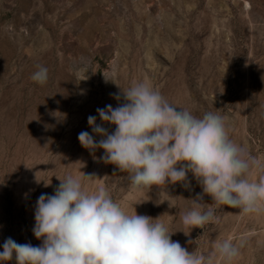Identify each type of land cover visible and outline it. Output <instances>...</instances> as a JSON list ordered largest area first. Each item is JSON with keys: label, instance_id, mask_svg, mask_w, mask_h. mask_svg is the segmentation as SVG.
Here are the masks:
<instances>
[{"label": "rangeland", "instance_id": "374dc122", "mask_svg": "<svg viewBox=\"0 0 264 264\" xmlns=\"http://www.w3.org/2000/svg\"><path fill=\"white\" fill-rule=\"evenodd\" d=\"M38 65L48 69L44 85L31 79ZM133 81L196 116L218 111L230 138L264 158V0H0V251L8 237L40 245L32 231L38 197L54 194L67 174L95 173L84 180L89 191L103 185L128 213L160 216L189 251L208 254L231 239L236 264H264V215L204 195L216 219L191 231L180 219L202 193L191 173L190 189L132 187L127 173L99 159L103 149L81 146L82 131L100 139L90 115L114 132L96 110L117 107L123 97L111 94Z\"/></svg>", "mask_w": 264, "mask_h": 264}, {"label": "clouds", "instance_id": "9594fccd", "mask_svg": "<svg viewBox=\"0 0 264 264\" xmlns=\"http://www.w3.org/2000/svg\"><path fill=\"white\" fill-rule=\"evenodd\" d=\"M105 77V76H104ZM31 79L44 85L48 69L37 66ZM106 80H111L105 77ZM112 81V80H111ZM118 86V85H117ZM111 94L118 102L97 108L103 123L115 126L109 132L90 115L87 131L78 135L81 146L127 173L132 187H159L180 183L191 188L188 174L202 188L190 207L180 212L187 228H202L215 221L213 205L239 209L245 215H264V158L251 155L229 136L226 117L208 111L202 116L169 101L148 81H133ZM259 173L253 179V174ZM97 178L67 174L58 178L54 194L42 193L35 205L32 229L42 243H17L5 239L0 261L15 258L16 264H236L240 247L231 239L217 240L212 251H189L160 216L131 214L116 202L103 185L89 191L84 180ZM50 183H45L48 186ZM141 203V202H138ZM136 203V204H138ZM135 208V207H134ZM191 231H182L189 236ZM188 243H194L189 240Z\"/></svg>", "mask_w": 264, "mask_h": 264}]
</instances>
